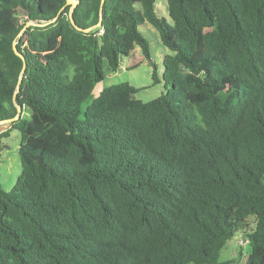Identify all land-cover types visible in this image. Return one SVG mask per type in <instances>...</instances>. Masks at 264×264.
Here are the masks:
<instances>
[{"label":"trees","instance_id":"trees-1","mask_svg":"<svg viewBox=\"0 0 264 264\" xmlns=\"http://www.w3.org/2000/svg\"><path fill=\"white\" fill-rule=\"evenodd\" d=\"M68 1L0 0V122L23 107L0 132L22 164L0 183V264H232L235 237L264 264V0H167L173 25L158 0H74L81 31ZM136 47L166 93L94 97Z\"/></svg>","mask_w":264,"mask_h":264},{"label":"rangeland","instance_id":"rangeland-1","mask_svg":"<svg viewBox=\"0 0 264 264\" xmlns=\"http://www.w3.org/2000/svg\"><path fill=\"white\" fill-rule=\"evenodd\" d=\"M158 14L160 17L165 18L166 22L173 25L167 7V0H158L157 3ZM21 21L28 20L24 11L19 9L17 11ZM141 31L151 43L152 59L157 68V73L161 78L164 65L163 55L169 54L170 51L166 49L161 40L159 31L151 24L146 23L141 27ZM134 63L135 65L130 66ZM154 66L145 59L142 52H135L129 57H125L121 63V70L117 73L109 74L105 80L100 82L95 90L94 97L106 87H110L120 83H130L139 89L136 95L137 99L143 102H149L161 97L166 93L163 81L155 84L153 81ZM11 128L10 123L1 124L0 132H5ZM21 141V133L17 129L10 130L7 137L2 140L1 159H0V183L7 192H11L17 182L18 177L22 171L21 158L19 154V147ZM251 223L255 224V219H250ZM252 247L248 240L242 237H235L228 242L225 249L222 251L221 259L231 260L232 264H245Z\"/></svg>","mask_w":264,"mask_h":264},{"label":"water","instance_id":"water-1","mask_svg":"<svg viewBox=\"0 0 264 264\" xmlns=\"http://www.w3.org/2000/svg\"><path fill=\"white\" fill-rule=\"evenodd\" d=\"M105 1H106V0H102V4H101V14H103V9H104ZM68 4H70V5L72 6V8H71V13H70V19H71V22L73 23V25H74L78 30H80V31L83 30L82 28H80V27H78V26L76 25V22H75V20H74L73 14H72L73 11H74L75 8H76L78 2H76V1H74V0H69V1H68ZM24 21H25V19H23L22 22H24ZM32 25H37V24L34 23V22H27L26 25H25V27H24V30H26V28H28V27H30V26H32ZM98 26H102V17H101V20H100ZM84 31H85V32H89V31H91V29H86V30H84ZM14 50H15V53L17 54V56H19L20 58L23 59V61H24L23 71H25L26 68H27V60H26L25 56H24V55L18 50V48H17V42L14 43ZM21 83H22V82H21V80H20V81H19V86H18L17 92H16V94H15V99H16V96H17L18 92L20 91ZM22 111H23V107H22V106H18V112H17V115H16L14 118H12V119H8V120H4V121L0 122V125H1V124H6V123H10V124H11V123H13V122H15V121H18V120L21 118V116H22Z\"/></svg>","mask_w":264,"mask_h":264},{"label":"crops","instance_id":"crops-1","mask_svg":"<svg viewBox=\"0 0 264 264\" xmlns=\"http://www.w3.org/2000/svg\"><path fill=\"white\" fill-rule=\"evenodd\" d=\"M134 50H135V52H137V53L140 51V49H139L138 47H136ZM140 52H141V51H140ZM132 54H133V52H132ZM132 54H131V55H132ZM133 65H135V64H134V63L130 64V66H133Z\"/></svg>","mask_w":264,"mask_h":264}]
</instances>
